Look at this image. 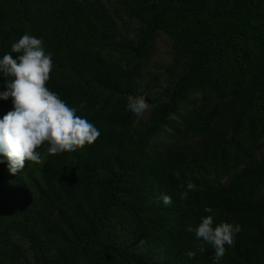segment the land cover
<instances>
[{
	"label": "trees",
	"instance_id": "obj_1",
	"mask_svg": "<svg viewBox=\"0 0 264 264\" xmlns=\"http://www.w3.org/2000/svg\"><path fill=\"white\" fill-rule=\"evenodd\" d=\"M25 34L101 134L16 175L0 155V264H216L186 230L206 207L242 229L219 264H264V0H0V58Z\"/></svg>",
	"mask_w": 264,
	"mask_h": 264
},
{
	"label": "clouds",
	"instance_id": "obj_2",
	"mask_svg": "<svg viewBox=\"0 0 264 264\" xmlns=\"http://www.w3.org/2000/svg\"><path fill=\"white\" fill-rule=\"evenodd\" d=\"M13 53L17 54L15 57ZM54 67L52 54L46 53L42 39L23 35L11 45V51L0 58V74L10 78L5 83L6 90L0 92V100L11 98L12 110L0 119V155L6 158L9 173L16 175L24 169L26 162L42 164L45 155H59L75 152L95 142L100 136L93 122L78 114L85 104L69 106L58 93L47 87L50 73ZM149 109L144 95L127 99V110L141 116ZM0 160V163H3ZM189 182L181 193V199H187L194 189ZM159 199L164 206L172 203V198L161 194ZM209 215L202 216L200 222L187 227L201 241L198 251H205L204 245L214 250V261L219 264L226 254L227 247H233L236 236L241 232L239 224L229 222L216 223L213 209L204 208ZM195 251L187 252L189 258Z\"/></svg>",
	"mask_w": 264,
	"mask_h": 264
},
{
	"label": "rangeland",
	"instance_id": "obj_3",
	"mask_svg": "<svg viewBox=\"0 0 264 264\" xmlns=\"http://www.w3.org/2000/svg\"><path fill=\"white\" fill-rule=\"evenodd\" d=\"M171 49V41L165 35H161L157 40L156 51L153 58L150 61V67L160 68L163 64L169 63V53ZM150 114L149 109L141 116L142 118H147Z\"/></svg>",
	"mask_w": 264,
	"mask_h": 264
}]
</instances>
